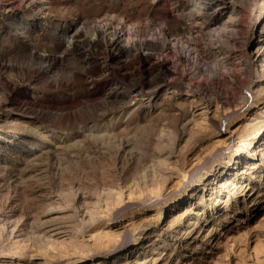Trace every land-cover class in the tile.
<instances>
[{
    "label": "rangeland",
    "instance_id": "374dc122",
    "mask_svg": "<svg viewBox=\"0 0 264 264\" xmlns=\"http://www.w3.org/2000/svg\"><path fill=\"white\" fill-rule=\"evenodd\" d=\"M15 89L24 113L0 117V264H264V152L243 151L264 120V0H0V105ZM232 156L217 190L246 163L255 190L225 188L215 221L188 227L212 193L193 176ZM254 193L258 207L235 213Z\"/></svg>",
    "mask_w": 264,
    "mask_h": 264
},
{
    "label": "bare ground",
    "instance_id": "6f19581e",
    "mask_svg": "<svg viewBox=\"0 0 264 264\" xmlns=\"http://www.w3.org/2000/svg\"><path fill=\"white\" fill-rule=\"evenodd\" d=\"M40 1V0H39ZM38 7H40V3H37ZM11 8V7H10ZM112 25V24H111ZM123 27L121 30L119 29H116L114 27V31H112V36L113 38L111 39V45L113 46V48H117V50H115V52H113V54H110V61L113 62V64H115L114 62H116L119 58L122 57V54H123V49L122 48H119V45L118 43H120L121 41H123L126 37V31L124 29V27L128 28L127 24H122ZM130 25V24H129ZM102 27V26H101ZM112 27V26H111ZM133 28V26H132ZM130 29V28H129ZM128 29V30H129ZM98 33H101V30L98 29L96 30ZM162 31L164 32V30L162 29ZM21 34V33H20ZM164 35V34H163ZM79 37L78 35L76 34H73L72 35V42H73V45L76 44L77 40L76 38ZM102 37V35H101ZM20 38V36L18 37ZM71 38V37H70ZM101 40V39H100ZM100 42V41H99ZM78 43V42H77ZM77 45V44H76ZM111 46V48H112ZM121 47V46H120ZM190 52H187V56H190ZM168 57V56H167ZM191 57V56H190ZM167 61V60H166ZM166 61L163 60V62L160 61L159 63V67L160 68H163L165 69L166 65H168L167 63H165ZM245 61V60H243ZM242 61V62H243ZM55 62H57L55 59L52 61V64H54ZM197 62V61H196ZM248 61L246 62H243L241 64V67L238 69V73L235 74V78L238 79L239 81V85L244 83L245 81V78L248 77L249 75V62L247 63ZM170 64V63H169ZM175 65V64H174ZM249 65V66H248ZM117 65H114V66H111L110 68V74H116L117 73V70H116V67ZM263 66V65H262ZM169 67H167L168 69ZM238 68V67H237ZM175 71V70H174ZM166 72V71H165ZM164 72V73H165ZM176 72V71H175ZM175 72H169L170 73V76L174 77L175 75ZM237 72V71H235ZM233 73V72H232ZM159 74V73H158ZM115 76V75H114ZM159 79V78H158ZM161 79V78H160ZM174 80V78H173ZM159 81V80H158ZM156 82L155 81V84L156 85H159V82ZM235 81V80H234ZM144 82V81H143ZM174 82V81H173ZM237 82V83H238ZM158 83V84H157ZM146 83H144L142 86H145ZM153 85V84H152ZM191 85V84H190ZM205 87V86H204ZM143 89V88H142ZM154 89V88H153ZM198 89V88H197ZM210 89V88H208ZM216 89V88H215ZM12 90V89H11ZM199 90V89H198ZM202 90V89H201ZM14 91V90H12ZM16 93H20L22 90L20 89H15ZM142 91V90H141ZM200 91V90H199ZM204 92H207V90L203 89ZM143 92V91H142ZM213 92V91H212ZM237 93H240L237 92ZM211 95V93H210ZM220 95L221 97H223L222 95H225L224 93H222L220 91ZM23 94L20 93V96L18 99H13L11 97L8 96V98L0 105V117L7 113V112H23L22 111V99H23ZM237 97V96H236ZM226 98V97H225ZM243 98V97H242ZM248 99V98H247ZM249 102V101H248ZM26 113V112H25ZM264 139V120H262L259 124H257L255 127H252L249 129V131L247 132L246 134V140L244 141V152H247L249 153L250 157L254 158L256 155H257V152L258 151H262L264 152V142L261 144V140ZM257 141V142H256ZM256 142V143H255ZM257 144V145H256ZM254 145H256L257 147H254ZM253 149V150H252ZM254 151V153H252ZM236 160V158H234L233 156L232 157H229V158H226L224 159L219 165L215 166V165H210L208 167H205V172H201L199 173L198 175H195L193 176L192 179H194V182H196V184L194 183V189L197 190V187L198 186H201V185H204V189L206 190H210L212 193L210 194V199H205L204 196H202V202H201V208L196 210L193 214L194 216L196 217V219H192L190 220V225L188 227H192L193 229H195L196 227H198L202 221V223L204 225H208L210 222L212 221H215V219L217 218V216L220 214L221 210H220V207L223 205V204H226L228 205L229 202H230V198H227L225 193L223 192V190H225V188L227 189L229 186L232 187L234 189V191H241L242 193H244L246 190L248 191H254L255 190V185L253 186L252 182L253 180L257 179V177H255V172H250L251 169H254V165H250L249 163H246V166L244 167V169L242 171H240L239 175L233 179V178H230L228 179L226 182H224V186L222 187V190L218 191L217 190V186L215 185V183L217 182V179L219 178L218 176V173H220L221 171V167L223 165H233V162ZM238 163V162H237ZM236 163V164H237ZM214 164V163H213ZM245 177H248L247 180H244ZM214 180V182H211V180ZM244 180V181H243ZM206 185H208V187H205ZM252 186V187H251ZM195 190L193 191V193H195ZM227 191V190H225ZM241 194V196H243ZM186 190L178 193L175 197H174V207L177 206V204L179 202H182L185 198H186ZM256 193H254L251 197V200L244 203V206H242L241 204L239 205L238 203H236V205L234 206L235 210L234 212L237 213V214H242V213H245L246 211L248 212H251L253 209H256L260 203V201H258V197H254ZM261 195V191L258 193V196ZM246 207V208H245ZM176 210V209H175ZM179 215H180V212L178 211H174L172 212L170 215H169V223H173L174 221H179ZM227 216L230 215V217H227L228 220H230L231 218H233V215L227 213L226 214ZM242 221V220H240ZM203 228V225H201ZM205 227V226H204ZM191 228V229H192ZM210 227H208V229L206 230V235L204 237V241H207V239H209L210 235H211V231L209 229ZM214 229L212 230H215V226H213ZM185 231V230H183ZM192 231V230H191ZM217 231V230H216ZM186 232V231H185ZM183 233V232H182ZM187 234V232L185 233ZM139 237L136 238L135 240V245L134 246H137L139 244H141L142 240L145 237L144 234H140L138 235ZM151 236V235H150ZM196 236V235H195ZM197 238V237H196ZM166 245H169L170 242H165ZM174 248L177 247V244L175 243ZM151 254H156V252H158V250L156 251L155 248L151 249L150 250ZM15 256H21V253H15ZM154 259V258H153ZM176 262L179 263V258H175ZM157 261V259L154 260V262ZM138 262H141V261H138ZM139 264V263H138ZM142 264V263H141Z\"/></svg>",
    "mask_w": 264,
    "mask_h": 264
}]
</instances>
